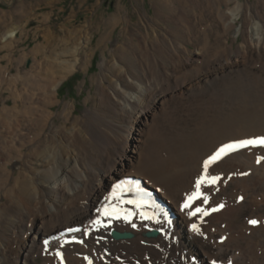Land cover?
Wrapping results in <instances>:
<instances>
[{"label":"bare ground","instance_id":"6f19581e","mask_svg":"<svg viewBox=\"0 0 264 264\" xmlns=\"http://www.w3.org/2000/svg\"><path fill=\"white\" fill-rule=\"evenodd\" d=\"M252 2L154 0L152 17L172 24L158 37L150 24L132 38L127 15L107 20L79 115L73 102L52 108L69 74L88 70L92 36L46 30L25 68L14 16L1 14L0 264H264V146L204 169L220 146L264 137V0ZM119 22L125 40L108 48ZM230 32L243 36L235 51ZM215 94L233 110L212 119L202 101ZM202 174L219 179L197 189Z\"/></svg>","mask_w":264,"mask_h":264},{"label":"rangeland","instance_id":"374dc122","mask_svg":"<svg viewBox=\"0 0 264 264\" xmlns=\"http://www.w3.org/2000/svg\"><path fill=\"white\" fill-rule=\"evenodd\" d=\"M239 1L249 2L251 4L254 0ZM154 11H156L154 0H0V17L2 13H6L9 15V12H11V15L13 14L14 16L11 25H13L12 27L17 29L15 45L12 51L13 58H19L20 52H24L25 50L28 54L23 63V67L25 66V68H28L31 65L32 56L29 53L33 49L32 47L41 42L44 37L47 36L46 30L50 29L54 35H59L61 33V27L63 26L68 29H71L74 26L81 27L83 28V32L79 34L80 38H78L82 41H85L86 37L92 36L90 49L94 47L98 48V39L100 35L105 31L104 22L106 23L107 20L111 18H118V16H121L122 18L125 15L128 16L130 22L128 24L129 29L127 28V31H129V35L132 38L137 37V35H139L140 37L144 36V31L151 32L150 29L146 30L147 26L150 24L154 27V30L150 33V35L153 34V36L155 37H158L160 35V32H164L170 29L172 24L167 19L165 21H161L158 16L152 17ZM22 14L24 17L22 16ZM153 18L155 19V21ZM241 20L242 19L239 18V20L236 22L238 26L240 25ZM98 23L100 24V28L97 30L96 27L98 26ZM125 27V22H119L113 28V31L110 32L109 40H107L106 42L108 48L118 45L125 40L123 34V32H126L124 31ZM0 31H2V25H0ZM2 35H0L1 43L3 42L2 40L4 38V35ZM225 37L226 39L228 37L227 43L233 45L234 51L239 49L240 43L243 42V36L238 35L234 37L233 32L228 33V35L226 34ZM191 47V45L187 46V48ZM102 48L103 45H101V47L98 48L92 55L88 70L73 71L72 74H69V76L63 81L58 89L57 94L58 99L60 100V104H57L55 108L53 106L52 111H60L62 106L66 102H73V114L79 115L85 109L84 101L87 95H89V93H91V91L93 92L94 90V88L91 87L92 81L90 80L92 79V77L96 76L99 71L98 65L102 60ZM107 52L108 50L106 48V53ZM3 56H6L5 49L0 50L1 65L7 63L6 59ZM250 67L254 71H257L261 70L260 68L262 66L256 63L254 66L251 64ZM190 69L193 71L195 69V66L190 67ZM201 72H203V70L196 74V77L199 76ZM202 75L204 76L205 73L203 72ZM242 76L243 75H241L240 77ZM248 78V81L253 80V78L251 77ZM240 79L244 80V78ZM89 88H91V91L89 90ZM5 95V93L2 94L3 97ZM227 98V94H224V96L215 94L213 95V97L211 95L210 100L209 98H207L202 101V106L205 104L212 105V108L209 112L210 114H208L213 119L216 118L217 115L220 114V112H232L233 109H231L230 106H227V103H224L228 102ZM207 101L211 104H209ZM200 104H198V107ZM219 107L222 108L220 109Z\"/></svg>","mask_w":264,"mask_h":264},{"label":"snow or ice","instance_id":"6c2138e0","mask_svg":"<svg viewBox=\"0 0 264 264\" xmlns=\"http://www.w3.org/2000/svg\"><path fill=\"white\" fill-rule=\"evenodd\" d=\"M257 145L264 146V137H256L254 139H249V140H240V141H235V142L230 143V144L222 145L212 156H210L207 160L204 161L205 173L207 172V169L211 163H214L215 161L220 159L223 155H226L228 152L234 151L237 148H243V147H247V146H257ZM261 159H262L261 157H258L257 163H260ZM218 179H219L218 177H211L210 179H208L206 181L205 175L202 174L196 180V187H197V189H199L202 183H205V182L215 183L216 180H218ZM120 187L121 186L119 184L113 186V195H115L116 190ZM198 196H199L198 192L193 193L192 196H190L188 198V200L190 201L194 198H198ZM181 207H182V210L185 208H188L189 203L186 201ZM220 207H223V205H220ZM216 210L217 209H213V211H216ZM196 211H200V209H197ZM191 214H194V213H191ZM249 223L256 224L257 221L252 220V221H249ZM191 229L193 232H198L196 225H191ZM47 243H48V241H45L46 245H47ZM58 255H59V253H58ZM213 264H215V262H213Z\"/></svg>","mask_w":264,"mask_h":264}]
</instances>
